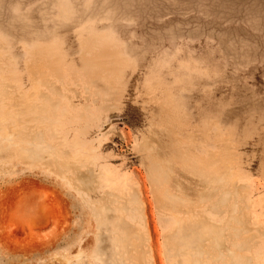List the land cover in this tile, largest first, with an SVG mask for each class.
<instances>
[{"label":"rangeland","instance_id":"obj_1","mask_svg":"<svg viewBox=\"0 0 264 264\" xmlns=\"http://www.w3.org/2000/svg\"><path fill=\"white\" fill-rule=\"evenodd\" d=\"M244 257L264 264V0H0V264Z\"/></svg>","mask_w":264,"mask_h":264},{"label":"bare ground","instance_id":"obj_2","mask_svg":"<svg viewBox=\"0 0 264 264\" xmlns=\"http://www.w3.org/2000/svg\"><path fill=\"white\" fill-rule=\"evenodd\" d=\"M32 144H34V143H32ZM35 145H36V143H35ZM34 145V146H35ZM37 146V145H36ZM30 148H29V151H31V149H33L31 146H29ZM40 148V147H39ZM25 149H27V148H25ZM34 150V149H33ZM35 150H38V147H35ZM27 152H28V150H27ZM29 156L30 157H32V158H36V155L34 154V152H31V154H29ZM39 157V156H38ZM156 166V165H155ZM153 168H155V167H153ZM158 169V168H157ZM155 170V169H154ZM155 171H157V170H155ZM158 172V171H157ZM213 176H216V173L215 172H213L212 170L210 171L209 170V177H213ZM222 176V175H221ZM217 177V176H216ZM222 178H223V176H222ZM223 180V179H222ZM212 180H209V182H210V184L212 185V186H217V184L215 185V183L214 182H211ZM224 195H226V197L228 198V190L226 191V192H224ZM232 207H233V205H232ZM230 212V211H229ZM227 219V218H226ZM225 220V219H224ZM209 225H211L210 227H208V228H206V226L204 227H201V229L199 228L196 232L198 233V235L199 234H201V235H209V236H211V237H214V239H216V238H218V237H222V236H224V234H225V232H226V224H222V225H220V223L219 222H217V221H215V220H213V221H211V223L209 224ZM194 228V227H193ZM195 230V229H194ZM143 233V232H142ZM123 235V234H122ZM252 236V235H251ZM121 237V236H120ZM124 237V236H123ZM198 238L200 237V236H197ZM248 238V237H247ZM201 239V238H200ZM251 239V238H250ZM246 240V239H245ZM200 241V240H199ZM198 241V242H199ZM201 244V243H200ZM192 245V244H191ZM202 247V246H201ZM202 250V249H201ZM200 251V250H199ZM197 252V251H196ZM199 253H201V252H199ZM200 254H198V255H196V256H199ZM132 256V255H131ZM246 257V256H245ZM245 257L244 258H241V259H239L238 260V262H239V264H245L246 263V261H245ZM201 259V258H200ZM248 259H249V257H248ZM122 260V259H121ZM125 261V260H124ZM196 261V260H195ZM198 261V260H197ZM200 261V260H199ZM179 262V261H178ZM176 263V264H179V263ZM180 263H181V261H180ZM181 264H183V263H181ZM202 264H204V262L202 263Z\"/></svg>","mask_w":264,"mask_h":264}]
</instances>
